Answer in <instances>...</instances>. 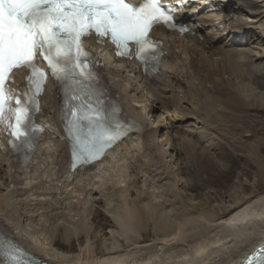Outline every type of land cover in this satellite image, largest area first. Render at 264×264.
I'll return each instance as SVG.
<instances>
[{
    "label": "bare ground",
    "instance_id": "obj_1",
    "mask_svg": "<svg viewBox=\"0 0 264 264\" xmlns=\"http://www.w3.org/2000/svg\"><path fill=\"white\" fill-rule=\"evenodd\" d=\"M175 1L182 2V0ZM183 1L188 2L185 6L186 22L196 28L197 35L189 37L181 44L174 42L172 46L175 57L173 59L176 60L174 64H179V67L177 73L175 72V83L171 81L176 85V87L173 86L171 92L174 94V100L175 94H179V90H182L185 97L181 100L185 99L187 108L180 106V109L177 110V103L171 100L175 110L172 112L166 110L168 102L165 101L167 98H163L161 93L163 95L166 88H170L166 82L170 75L165 78L159 76L147 83L136 73L134 76L120 73L119 79L125 82L123 87L126 92L124 97H120V101L125 102L126 110L136 118L146 133L129 136L116 146L114 152H109L103 164L82 168L73 175L68 171L67 146L59 137H57L58 142L55 141L56 143L53 145L48 142V146L41 149L36 155V159L23 170L9 171L10 167L7 166L6 160L0 154V172L5 170L7 176L10 174L16 179V184H18V180L21 184L26 177H35L37 173L41 176L45 171L56 174V178L52 180L50 191L32 193L37 196L35 201L40 202L39 209L45 210L44 215L40 214L36 208L31 209L35 201H24L16 197V207L22 210L20 219L6 218L5 213L14 211V209L7 207L2 190H0V224L10 230L14 241L20 243L22 248L51 264H60L57 253H63L66 257L75 260L76 264H129L127 260H106L104 257H135L139 251L160 252L162 248L164 255H168L169 252L177 255L187 254L190 243L195 242L194 237L212 235L211 232L204 233L202 231L201 225L204 228L208 227L203 224V221L207 220L209 225L214 224L217 219H224L235 213L246 201L264 197V156L262 155L264 153V138L260 137L264 136V118L258 116V113V115L252 114V111H261L264 114V79L261 80L262 73L260 74L259 70L256 71V62L261 63L262 61L259 59V52H252V48L245 49V43L248 44L249 40L255 37L253 30L258 28L257 24L259 23L255 20L260 19L261 22L264 19V12L262 13L264 0H211L213 2L211 6L214 7L217 14H214L215 11L210 8V0H201L199 4L192 2L193 0ZM210 9L213 10V14L208 12ZM197 10L198 13H196ZM207 17L213 19L211 28ZM261 24L263 26L259 28L264 33V21ZM219 25H223L224 29L221 30ZM245 26H249L245 28V31L248 32L243 36L236 34L235 39L230 43H226L227 41L223 38L215 37L218 31L224 34L227 30H229L227 35L232 37L234 31L240 30L239 32L242 33V28ZM217 44L220 46L215 48L218 46ZM246 52L252 58L247 60L250 61V64L246 61ZM262 55L264 57V52ZM219 60L222 63H218ZM172 68H170L171 71H174ZM233 75H236V78L240 80L235 83L236 85H234L235 77L233 78ZM190 78L200 81L198 87H202L201 90L196 87L190 90L184 86V81ZM115 83L120 85L119 81ZM155 83H161V86L158 87ZM184 88L187 90L184 91ZM140 89L147 95L155 91L153 93L154 101L146 99V95L140 96L138 93ZM252 96L254 99L248 101L247 98ZM54 98V92L49 90L46 96L48 116L52 115L53 109L56 107ZM160 99L162 101L159 104L166 111L164 114L163 111L157 114V105H154L155 101L158 102ZM147 101H151V103L148 104ZM139 103L140 105H138ZM124 117L127 119L128 114ZM186 123H191L193 131H199L203 138L214 135L227 139L232 150L251 158L250 162L253 166L255 165L257 171L256 174H252L255 176L252 179L247 178L249 170L246 169V172L238 175L233 186H229L225 192L214 198L211 196V192L199 193L198 190L203 185L190 184L191 180L186 178L184 169L178 167L176 163L174 164L177 169L169 171L173 167L171 160L176 155L178 161L182 151L187 157L194 151V147L188 142L189 138L193 137L199 143L197 135L183 132L186 128L183 124ZM177 124L180 126L178 127ZM174 130H177L185 140L179 145L180 150L172 139ZM246 133L250 135H248L249 138L246 137ZM168 136L171 139L159 144V138L163 139ZM211 139H209L210 142H212ZM172 141L173 143L170 145ZM209 143L206 142V144ZM143 150H145V156L141 161L140 152ZM221 152L223 150L219 154L217 153L218 163L227 161V156ZM116 154H119L118 160L127 161L126 165L120 164L121 168L126 169L122 182L107 179L109 162ZM179 154L180 156H178ZM52 158L53 161L48 164L47 160ZM41 159L42 161H40ZM168 160L170 161L168 162ZM133 161L138 163L139 168L132 165ZM46 162V167L43 165L44 168L41 169L42 164ZM218 163H213L217 173L220 169L217 166ZM235 164L236 162H234V166ZM97 169L100 170L99 173ZM131 169L133 172L134 169L140 171V176L143 178V184L139 188H135L136 184L134 186L136 181H132ZM229 170L231 169L229 168ZM97 175H100L101 179H95ZM1 180L5 181V178L0 176ZM78 180L80 182H77ZM260 187L263 188V192L256 190ZM101 188L108 191H102L101 195L106 199L105 204L108 206L106 212L111 218V222L104 226L95 224L96 217L94 215L98 212L93 210L94 206L91 204L92 193ZM207 190L209 189L207 188ZM16 191V194L20 193L18 196L21 197V194L26 193L27 189L17 186L14 193ZM54 191L60 192L59 197L58 194H54ZM41 195L47 197L44 200L50 199V203L40 200L38 197ZM75 199L78 202L82 201V206L76 205L74 208H68V215L63 213L69 204L75 203L72 202ZM67 200H70L67 202L68 204L64 203ZM101 203L104 204L103 201ZM22 205H26V207H21ZM122 210H131L134 214L132 230L127 234L123 233L117 219L118 213ZM15 226L18 231L13 228ZM59 227L62 230H59L60 232L55 236ZM149 228H152L156 235L152 243L143 244L145 243L144 238L150 237L148 235ZM178 231L181 232L184 239L179 237L171 239ZM74 238L80 241L79 244L77 243V249L70 247ZM261 242L264 241L259 234L236 243L228 241L231 247H222L219 254L208 258L203 264H234L236 260L255 251Z\"/></svg>",
    "mask_w": 264,
    "mask_h": 264
},
{
    "label": "snow or ice",
    "instance_id": "obj_2",
    "mask_svg": "<svg viewBox=\"0 0 264 264\" xmlns=\"http://www.w3.org/2000/svg\"><path fill=\"white\" fill-rule=\"evenodd\" d=\"M182 6H186L183 0L180 5L170 4L168 0H0V151L5 150L6 144L14 162L27 168L45 131L36 117L41 112L40 98L50 79L60 103L59 139L67 144L68 171L75 175L82 168L103 164L109 151L114 152L131 132L141 129L135 121L121 119L122 109L110 96L98 71L105 66L101 56L111 53L109 61L112 56L138 61L147 75L158 74L164 52L162 41L153 34L161 25L180 33L190 31L175 19ZM89 42L99 46V51L89 50L86 47ZM16 73L22 74L19 84ZM48 130L57 132L54 126ZM118 156L113 155L109 162V181L124 179L126 169L120 164L126 165L127 161L118 160ZM55 178L51 171L26 177L19 185L27 189L21 200L35 201L37 196L32 193L50 191ZM16 188L15 181H7L3 195L7 207L15 209L6 212V218L19 220ZM38 198L46 199L43 195ZM117 219L124 234L132 230L131 210H122ZM203 224L208 227L201 225L202 231L212 235L194 237L187 254L164 255L162 248L160 252L139 251L135 257L104 259L127 260L129 264H203L219 254L222 247H231L228 241L236 243L257 234L264 241V197L246 201L235 213L217 219L214 224L209 225L207 220ZM178 237L184 239L180 231L171 239ZM56 255L60 264H76L63 253ZM0 264H49V261L22 248L10 230L0 224ZM234 264H264V242Z\"/></svg>",
    "mask_w": 264,
    "mask_h": 264
},
{
    "label": "rangeland",
    "instance_id": "obj_3",
    "mask_svg": "<svg viewBox=\"0 0 264 264\" xmlns=\"http://www.w3.org/2000/svg\"><path fill=\"white\" fill-rule=\"evenodd\" d=\"M211 5H213V2H211V0H210V6ZM210 8H212V6L210 7ZM241 8V10H243V8L242 7H240ZM213 10H214V7L212 8ZM211 9V10H212ZM211 10H209L208 12H212L211 14H213L214 12H213V10L211 11ZM244 10H245V8H244ZM264 10V9H263ZM215 11V10H214ZM262 11V10H261ZM264 11H262V13H263ZM214 14H217V12L215 11V13ZM239 14H240V11H239ZM205 15H210V14H205ZM207 18H209L207 21H209V25H210V28L212 27V23H211V20H213L212 18H210V17H207ZM206 20V19H205ZM256 22L258 21L259 23L257 24V26H258V28L260 27V26H263V24H261L263 21H264V19L263 20H261V22H260V19H256L255 20ZM228 24H229V22H227ZM250 23V22H249ZM226 24V23H225ZM220 26V29L222 30V29H224V27H223V25L221 26V25H219ZM227 27L229 28V25H227ZM249 27V26H248ZM247 26H245L244 28H242V31L244 32H242V33H240L239 31L240 30H237V32H233V34H232V37H229L228 35H227V33H228V31L229 30H227V31H225L224 32V34L222 33L221 34V32H219L218 31V33L216 34V38H223V40H225V41H227L226 43H230L231 41H233L234 39H235V35L236 34H242L241 36H243L244 34H246L248 31H245V28H248ZM255 28L253 31H254V33H253V36L255 35V37L254 38H252V39H250L251 40V42H250V40H249V42H248V44H247V42L245 43L246 44V46H245V49L247 48V50H249V49H251L252 48V52L254 51V52H259L260 54H259V59H260V61H262L261 63L259 62V61H257L256 63H257V69H256V71H258L259 70V72H260V74L262 73V77H261V80H263L264 78V74H263V72H264V57H263V55H262V53L264 52V33L262 32V30H261V28ZM210 32V31H209ZM206 33H208V32H206ZM210 33H212V31L210 32ZM214 33V32H213ZM208 42H210L209 40H208ZM218 46H216L215 48H217V47H219L220 45L219 44H217ZM246 50V51H247ZM247 54V55H246ZM246 54H245V57L247 56V58H246V61L248 60V59H252L251 57H249L250 56V54L249 53H247L246 52ZM249 54V55H248ZM219 58H221V57H219ZM242 61H244V60H242ZM248 62V61H247ZM259 62V63H258ZM175 62H173L172 60H167V62H165V64H164V72L162 73V75L160 76L161 78H165L166 76H169L170 75V78L169 77H167V80H166V82H168V85H169V87L170 88H166V91L163 93V95H162V93H161V96L163 97V98H167L166 99V101L165 102H168V103H166V110H169L170 112H172L173 110H175V109H173V107H172V104H171V100H173V93L171 92V89L173 88V86L175 85L174 83H175V79H176V71H177V69H178V67H179V64H174ZM218 63H222V61L221 60H219L218 61ZM253 63H255V62H253ZM255 63V64H256ZM248 64H250V61L248 62ZM221 65H223V64H221ZM259 65H260V68H259ZM173 67V68H172ZM176 67V68H175ZM170 68H172V69H174V71H171V69ZM254 69V70H255ZM176 72V73H175ZM258 72V73H259ZM182 75V74H181ZM235 77V80H234V85H236L235 83H238V81H240V80H238L237 78H236V75H233V78ZM171 81H173V82H171ZM160 82V81H159ZM158 87L159 86H161L160 84L161 83H155ZM199 84H200V81H198V80H196L195 78H193V80L190 78L189 80H185L184 81V86H186V88L187 89H190V90H193V88H197V89H199V90H201V88H199L198 86H199ZM167 85V84H166ZM171 85H172V87H171ZM175 87H176V85H175ZM163 88V87H162ZM187 89H185L184 88V91H186ZM156 90V89H155ZM164 90V89H163ZM182 90H179V94H175V98H174V102H176L177 103V110L178 109H180V106L181 107H185L186 106V108H187V103L185 102V99L184 100H181L182 98H184L185 97V95H183L184 93L183 92H181ZM155 92V91H154ZM153 92V93H154ZM138 93H139V95L141 96V95H146L147 97H145L146 99L148 98L149 100H153V99H155V95L153 96V93H150V94H146V92L144 91V92H141V89L140 90H138ZM183 93V94H182ZM172 95V96H171ZM254 99V96H252L251 98H247V100L248 101H251V100H253ZM151 101L150 102H148V104L149 103H151ZM154 101V100H153ZM162 101V99H160L158 102L157 101H155V103H154V105L156 104L157 106H156V108L158 109V112H157V114H160L162 111H163V114H164V112H166V111H164V109L162 108V105L161 104H159V102H161ZM184 101V102H183ZM136 103H138V102H136ZM138 105H140V103L138 104ZM259 115H258V114ZM155 114V113H154ZM252 114H254V115H258V116H261L262 118H264V114H263V112H261V111H252ZM260 117V118H261ZM152 120H153V118H152ZM178 125V124H177ZM190 125V126H189ZM180 125H178V127H179ZM182 126V125H181ZM183 126H186V128L184 129V131L183 132H185V133H187V134H189V133H193L194 135H197V137H199L198 139H199V143L197 142V140H195V139H193V137H192V139L191 138H189L188 139V142H190L191 143V145L194 147V151L193 152H191V154L187 157V156H185V154L183 153V151L181 152V157L179 158V160L177 161L176 159H177V155H176V157H174L172 160H171V164H172V168L169 170V171H175L176 169H177V167H175V164L174 163H176L177 165H178V167L180 166V167H182V169H184V173L186 174V178H189L190 180H191V182H190V184H193V183H198V184H202L203 185V187L202 188H200L199 190H198V192L199 193H201V194H205V193H208V192H211V196L212 197H218L219 196V194L220 193H223V192H225L226 190H227V188L229 187V186H233L235 183H236V181H237V177H238V175H240V174H243L244 172H246V169H248L249 170V176L247 177V178H250V179H252L255 175H252V174H256V167H255V165L253 166V164H251V162H250V160H251V158L249 157H246L245 155H242V154H240L239 152H235L234 151V149L232 150L231 149V146L229 145V141L227 140H225V139H222V138H220V137H216V136H214V135H212V136H209V137H205V138H203V136L202 135H200V132L199 131H196L195 132V130L193 131V129H192V126H191V123L190 124H188V123H186V124H183ZM189 128H188V127ZM178 129V128H177ZM177 130H174L173 132H172V139H174V141H175V144H177L176 146H179L180 144H182L185 140H183V138H182V136H181V134H179V132L177 131ZM179 134V135H178ZM199 134V135H198ZM248 133H246V137H248ZM250 136V135H249ZM202 137V138H201ZM260 137H263L264 138V136H260ZM211 139L212 140V142H210L209 141V139ZM249 138V137H248ZM159 139H161V140H159ZM158 139V141H159V144H161L163 141H164V143H165V141L167 140V139H171V137H163V139L162 138H159ZM201 139H203V140H201ZM206 139V140H205ZM205 140V141H204ZM206 142L207 143H209V144H206ZM173 143V141L170 143V145ZM211 143H212V145H211ZM170 145H169V147H170ZM208 145H210V146H208ZM212 146H214V147H212ZM181 148H180V146H179V150H180ZM215 149V150H214ZM219 150V152H218V150ZM223 150V152H224V154L227 156V158H226V156H225V158L227 159V161H225V162H227L226 164H225V162L224 161H222V162H219L218 163V161H217V153L219 154L220 153V151H222ZM264 151V150H263ZM223 152H221L222 154H223ZM52 153V152H51ZM263 156H264V153L262 154ZM55 156H57V154H55ZM145 156V150H143V151H141L140 152V157H141V161H143V157ZM178 156H180V154L178 155ZM57 158V157H56ZM170 159V158H169ZM45 160H46V158H45ZM40 161H42V159L40 160ZM50 161H53V158L52 159H48L47 160V162H48V164L50 163ZM55 161H56V159H55ZM170 160H168V162H169ZM47 162L46 163H44V164H42V168L41 169H43L44 168V166L46 167V165H47ZM135 161H133L132 163V165L134 166H136V167H138V163H134ZM188 162V164H186V163ZM215 162H217L219 165H217V166H219L220 167V169H219V173H217V171L214 169V167H213V163H215ZM234 162H236V164H235V166H234ZM250 163V164H249ZM52 164V163H51ZM186 164V165H185ZM229 164V165H228ZM44 165V166H43ZM226 166H227V168H226ZM233 166V167H232ZM247 166V167H246ZM224 167V168H223ZM139 168V167H138ZM223 170H222V169ZM229 168L231 169V170H229ZM187 169V170H186ZM225 169V170H224ZM234 169V170H233ZM2 170V169H1ZM227 170V171H226ZM244 170V171H243ZM221 171V172H220ZM233 171V172H232ZM140 171H138L137 169H134V172H133V170L131 169V171H130V175H132V181L134 182V181H136L135 183H134V186H135V184H136V186H135V188H139V187H141L142 186V184H143V178L140 176V173H139ZM0 173H2L0 176H2V177H4L5 178V181L4 180H1L0 181V190H2V193L6 190V182L8 181V176H7V173L5 172V170L4 171H1ZM219 175V176H218ZM183 176V175H182ZM181 176V177H182ZM150 179V178H149ZM158 180H161V179H158ZM19 182H17L18 184H17V186H19L20 185V180H18ZM244 182H246V181H244ZM138 185V186H137ZM59 186H60V184H59ZM133 186V187H134ZM207 188L209 189V190H207ZM180 188L178 187V190H179ZM106 189L105 188H101V189H99V190H94V192L92 193L93 195L91 196V197H93L92 198V205L94 206V211H97L98 213H96L95 215H94V217H96V220H94V221H96V223L95 224H97V225H101V226H104V225H107L109 222H111V218H110V216L108 215V213L106 212V208L108 209V206H106V204H105V198L104 197H102V195H101V192L102 191H105ZM133 190H134V188H133ZM256 190H258V191H261V192H263V188L262 187H260L259 189H256ZM105 192H108L107 190L105 191ZM17 193V191L15 192V195H16V197L18 198V199H21L20 198V196H18L20 193H18V195L16 194ZM58 194V197H59V194H60V192H58V191H54V194ZM165 193H167V192H165ZM61 197V196H60ZM62 197L64 198V196L62 195ZM66 197V196H65ZM90 197V198H91ZM165 197L166 198H168V196H166L165 195ZM47 198V197H46ZM62 200V199H61ZM82 200V199H81ZM43 201H45V202H49L50 203V199L49 200H43ZM68 201H70V200H67V201H65L64 203H67ZM101 201H103L104 202V204L103 203H101ZM37 202V203H36ZM72 202H75V203H72V204H69L68 205V207H67V210H65L63 213H66V215H68L69 214V210H68V208H74L76 205H78V207H81L82 206V204H83V202L81 201V202H78L76 199L75 200H73ZM40 202H38V201H35V203H33L32 204V208L31 209H38L39 211H40V214H43V213H45V210H43V209H39L40 208V206L41 205H38ZM70 203V202H69ZM68 204V203H67ZM91 205V206H92ZM18 208V207H17ZM42 208V207H41ZM15 210V209H14ZM20 210V212H22V210L21 209H19ZM43 210V211H42ZM44 215V214H43ZM72 215H74V213H72ZM44 218V217H43ZM92 218H93V216L92 217H90V219L92 220ZM7 222L9 223V225H10V222L7 220ZM90 222H92V221H90ZM93 223V222H92ZM25 225H26V222H25ZM15 230H17L18 231V229H17V227L15 226V227H13ZM59 230H62L60 227H59V229L55 232V233H57L55 236H57L58 235V232H60ZM16 232V231H15ZM18 235H20V233H17ZM148 235L150 236L149 238L151 239H149L148 237H146V238H144V240L143 241H145V243H143V244H149V243H152V240L154 239V236L156 235V234H154L153 233V231H152V228H149L148 229ZM60 238H62V237H60ZM147 239V240H146ZM79 239H72V242L70 243V247H72L73 249H77V245L79 244V242L80 241H78ZM80 240H83V239H80ZM147 241V242H146ZM62 242V241H61ZM78 243V244H77ZM20 244V243H19ZM62 244H64V242H62ZM54 264H56V263H54Z\"/></svg>",
    "mask_w": 264,
    "mask_h": 264
}]
</instances>
